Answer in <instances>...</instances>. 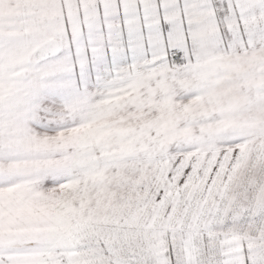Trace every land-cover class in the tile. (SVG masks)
<instances>
[{"label":"snow or ice","instance_id":"snow-or-ice-1","mask_svg":"<svg viewBox=\"0 0 264 264\" xmlns=\"http://www.w3.org/2000/svg\"><path fill=\"white\" fill-rule=\"evenodd\" d=\"M0 264H264V0H0Z\"/></svg>","mask_w":264,"mask_h":264}]
</instances>
